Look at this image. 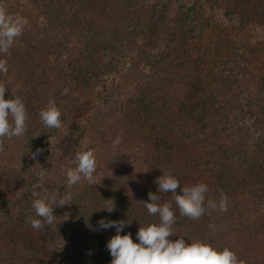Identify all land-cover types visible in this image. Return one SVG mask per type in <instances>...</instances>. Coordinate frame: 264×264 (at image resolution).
Wrapping results in <instances>:
<instances>
[{"label":"trees","instance_id":"16d2710c","mask_svg":"<svg viewBox=\"0 0 264 264\" xmlns=\"http://www.w3.org/2000/svg\"><path fill=\"white\" fill-rule=\"evenodd\" d=\"M222 1L218 20L196 0L180 4L164 29V48L150 52L147 36L140 45L130 36L140 13L147 17L144 6L157 12L159 0H4L7 12L26 18L36 35L23 32L10 56L0 54L8 61L7 75L0 73L5 99L19 96L29 117L26 133L5 140L0 152V218L7 222L0 264H84L74 232L97 241V264H111L107 243L117 231L98 222H128L119 234L131 233L139 243V228L159 223L140 202H151L149 192L173 203L176 236L169 239L183 235L186 243L229 248L243 264H264V0ZM146 24L154 25L148 19ZM224 54L235 55L241 66L222 62ZM114 59L130 61L131 70L143 68L147 76L108 141L119 135L115 145L147 168L103 179L95 174L96 185L82 178L67 188L63 181L60 195H72L65 209L76 230L68 232L56 217L57 229L45 225L38 231L30 223L39 219L31 204L43 196L49 162L56 159L59 167L75 162L88 133L89 110L98 107L100 93L119 84ZM50 100L61 110L60 129H48L40 119ZM163 173L179 179L177 194L184 186L206 184L205 214L197 220L180 216L172 194L157 191L155 181ZM222 196L226 212L207 209L208 200ZM106 200L114 202L111 213L101 209Z\"/></svg>","mask_w":264,"mask_h":264},{"label":"clouds","instance_id":"9594fccd","mask_svg":"<svg viewBox=\"0 0 264 264\" xmlns=\"http://www.w3.org/2000/svg\"><path fill=\"white\" fill-rule=\"evenodd\" d=\"M29 21L20 16H12L7 12V5L4 0H0V54L11 55V48L16 40L23 34ZM8 61L0 59V73L7 75ZM6 86L0 84V152L4 151L5 140H11L23 136L27 131L26 121L28 113L26 105L19 96L5 99ZM61 110L53 100L41 109L39 116L43 125L48 129H60L62 125ZM121 137L118 135L113 141L119 144ZM40 152L32 154L35 159ZM75 167H70L66 172V187L71 188L78 184L81 179L87 181L89 185H96L95 173L97 171V160L93 150L78 152L74 158ZM157 191L161 194L171 193L179 215L192 220L199 219L205 214V197L209 191L204 183H197L192 186H184L180 189L181 194H177V189L181 183L172 174L163 173L156 179ZM149 200L144 202V208L151 216H158L159 223H151L141 226L136 233L139 243H135L131 233L120 235L124 229L126 221H105L100 220L99 227L102 229L116 228L117 234L107 243V249L113 257L111 264H243L237 254L229 248L217 250L213 246L203 242L194 241L186 243L184 236L171 240L176 236L174 225L177 214L173 209V203L169 201L161 202V195L149 192ZM72 195L64 192L57 199L55 196L34 199L32 208L36 217L31 219V226L36 230H41L45 225L57 229L56 217L53 207H63L71 204ZM106 205L101 209H106L109 213L115 210L112 200H106ZM207 209L226 212L228 201L226 196H222L219 202L208 200ZM209 228L215 231V225L209 224Z\"/></svg>","mask_w":264,"mask_h":264},{"label":"rangeland","instance_id":"374dc122","mask_svg":"<svg viewBox=\"0 0 264 264\" xmlns=\"http://www.w3.org/2000/svg\"><path fill=\"white\" fill-rule=\"evenodd\" d=\"M188 1L189 0H159V2L163 5H161L162 7L158 8L157 12L154 13L153 11L152 13H148L149 6H144L143 12H145L148 18L144 16L142 12L140 13L141 18L138 22V26L135 28V31L131 34L130 37L135 38L137 41L136 44L138 43V45H140V43L144 42L146 38L145 36H147L148 38L145 41L148 45L150 52H157L159 49H163L167 42V36L164 32L165 27L168 26V23H170L169 20H171V17L179 9L178 6ZM196 1L204 4L206 14H211L210 18H213L214 20L219 19L220 13L223 12L222 0ZM24 14H26V11L24 12ZM147 19L149 22H153L154 25L146 24ZM35 28L36 27L26 26L24 34L28 32V35L30 34V36L36 35ZM148 29H150L151 31H148ZM108 48H110V46H108ZM108 48L107 52L105 53L109 54L110 49ZM139 53L140 51L138 52V54ZM220 57L222 59V62H224L225 64H231V67L235 69L236 66H241V62L236 60L235 55L233 57H227L224 54ZM114 60L116 61L114 63V65L116 66L115 68H113V74H116V77L118 79L120 78L119 81L115 80V84L118 82L119 84L114 85V88L117 89H110L106 93H100V95L97 96H101L99 99V104L98 107L94 109V111L89 110V129L87 136L84 139L82 149L80 150V152L89 149L94 151L97 160V171L95 174L97 177H102V179L103 177H109L110 175L126 176L132 171L143 172L147 168V166L143 162H135L134 155H131L129 152L123 151L121 146H117L113 142L111 143V141H108V138H110L111 136L110 129L117 122L121 110L124 109L126 106H131L133 104L135 99V93L139 88L140 84L145 80L147 76V72L143 68L139 69L138 71L131 70V68H133L135 65L132 64L130 66L133 67H129L130 61L123 62L126 59ZM120 63L126 64L120 67ZM68 103V106L70 107L73 105V102ZM56 144L57 148L55 149V152L57 153L59 149L63 146L62 140L57 141ZM141 151L142 150L137 151L138 156H142ZM70 167H75V162L69 167H59L56 164V159L50 160L49 167L46 169L47 175L44 177V183L46 182V187H44V190L41 192V194L43 195L42 198L51 196H55L57 199L60 198V193L62 192H60L59 187L60 185H62L63 181L66 180V172L67 169ZM27 180L28 177H25V182ZM53 211L54 215L58 217L57 219L59 221L62 220L65 222V226L68 227V232H74L76 230V225L68 215L65 206L58 207L54 205ZM6 227V220L0 218V235L7 231ZM73 236L77 239L80 238V240L82 241V244L80 245V247H78L80 249H77L80 254L81 262L84 264H97L98 260L95 259L98 257V255L96 254L97 241L92 237H82L76 232H74Z\"/></svg>","mask_w":264,"mask_h":264}]
</instances>
